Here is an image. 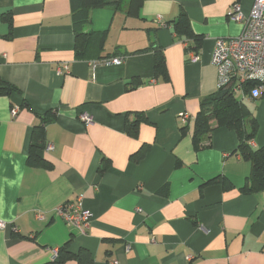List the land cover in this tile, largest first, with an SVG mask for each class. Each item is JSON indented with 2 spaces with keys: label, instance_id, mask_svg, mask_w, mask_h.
I'll use <instances>...</instances> for the list:
<instances>
[{
  "label": "crops",
  "instance_id": "1",
  "mask_svg": "<svg viewBox=\"0 0 264 264\" xmlns=\"http://www.w3.org/2000/svg\"><path fill=\"white\" fill-rule=\"evenodd\" d=\"M231 1L143 0L138 16L95 8L85 31H108L109 56L78 59L71 0H0V79L16 88L0 95V264H46L65 245L82 259L62 264H264V191L242 190L252 163L237 132L215 127L199 147L194 140L202 99L220 90L215 40L243 30L228 17ZM254 2L241 0L245 12ZM183 11L202 37L196 49L175 31ZM159 49L169 81L154 75ZM117 57L124 62L107 64ZM246 100L259 148L264 97ZM139 112L148 122L133 137L126 123ZM69 201L91 212L90 227L56 214Z\"/></svg>",
  "mask_w": 264,
  "mask_h": 264
},
{
  "label": "trees",
  "instance_id": "2",
  "mask_svg": "<svg viewBox=\"0 0 264 264\" xmlns=\"http://www.w3.org/2000/svg\"><path fill=\"white\" fill-rule=\"evenodd\" d=\"M142 2L143 0H71L76 33V58L96 59L109 56V54L104 53L108 31H85V27L91 21V12L93 9L111 8L116 11H124L128 16H138ZM174 28L178 35L188 39H194L196 43L194 49L201 45L202 37L197 36L193 32L190 19L185 11L181 12L174 21ZM154 75L164 81L170 80L162 49L156 52ZM136 85L137 81H134L130 84L129 88L132 89ZM254 85L255 83L251 84V86ZM15 90L16 88L12 84L0 79V95H11ZM24 105L30 107L27 101L24 102ZM48 113L43 116L45 123L48 120L45 117ZM143 122H148L147 115L144 112L137 113L135 120H127L126 132L130 136L137 137ZM215 127H228L235 130L239 136L237 150L240 151L245 159L252 163L251 174L242 190L247 192L264 191V145L259 148H253L249 143L258 132L259 122L249 110L246 99H239L228 88H222L203 98L200 104V110L195 118L194 140L196 146L208 139ZM35 147L37 145L32 142L31 153L33 156L36 154ZM145 151L146 148L142 146L137 152L131 155V159L133 161H139L144 156ZM31 161L35 164L43 162V160L36 157L30 158ZM105 169L106 165L100 168L102 172ZM212 181L224 182L225 187L231 186V183L225 182L223 178H215ZM66 247L67 245L60 248L57 257L46 264H62L69 259H77L79 261L82 259L81 254L69 252ZM86 264H90V262Z\"/></svg>",
  "mask_w": 264,
  "mask_h": 264
},
{
  "label": "built area",
  "instance_id": "3",
  "mask_svg": "<svg viewBox=\"0 0 264 264\" xmlns=\"http://www.w3.org/2000/svg\"><path fill=\"white\" fill-rule=\"evenodd\" d=\"M228 17L231 21L241 23L243 30L237 36L215 40L211 62L218 69V87L228 88L239 99L264 97V0H255L248 12H245L241 0H232ZM155 21L162 27L169 26L162 17L156 18ZM191 58L196 62L199 60V54L194 52ZM106 62L122 64L124 58H111ZM92 64L95 66V63ZM68 69L69 66L63 64L58 71L64 72ZM252 83L255 85L251 86ZM18 111L19 108L14 107L12 115H17ZM82 119L91 121L87 114L82 115ZM190 120L188 113L181 114L182 123H189ZM52 148V144L47 146L48 150ZM56 214L73 226L83 229L90 227L91 212L84 209L80 203L69 201L61 204ZM6 225V222L0 219V229Z\"/></svg>",
  "mask_w": 264,
  "mask_h": 264
},
{
  "label": "rangeland",
  "instance_id": "4",
  "mask_svg": "<svg viewBox=\"0 0 264 264\" xmlns=\"http://www.w3.org/2000/svg\"><path fill=\"white\" fill-rule=\"evenodd\" d=\"M109 9H110V8H109ZM261 98H262V97H261ZM246 102H247V100H246ZM251 108H253V109H254V107H252V106H251Z\"/></svg>",
  "mask_w": 264,
  "mask_h": 264
}]
</instances>
